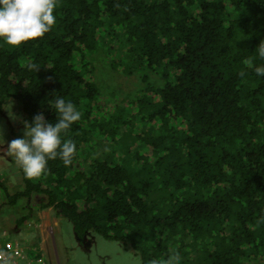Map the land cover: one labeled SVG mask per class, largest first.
<instances>
[{
  "label": "trees",
  "instance_id": "1",
  "mask_svg": "<svg viewBox=\"0 0 264 264\" xmlns=\"http://www.w3.org/2000/svg\"><path fill=\"white\" fill-rule=\"evenodd\" d=\"M55 14L43 37L0 42V112L16 101L15 117L54 123L48 101L62 96L81 112L63 137L77 151L38 178L19 167L4 200L39 194L33 208L54 205L81 247L98 234L142 264L173 252L179 264H262L264 78L245 61L264 64V0H58ZM102 63L139 80L125 102L105 96L121 83Z\"/></svg>",
  "mask_w": 264,
  "mask_h": 264
},
{
  "label": "clouds",
  "instance_id": "2",
  "mask_svg": "<svg viewBox=\"0 0 264 264\" xmlns=\"http://www.w3.org/2000/svg\"><path fill=\"white\" fill-rule=\"evenodd\" d=\"M57 6L58 0H0V42L8 46L18 47L25 42L43 37L57 22L55 14ZM254 53L260 60H264V40L260 41ZM245 64L252 68L258 77L264 78V64H255L253 58L246 60ZM31 67L35 71L39 68L35 64L31 65ZM48 104L56 114V121L54 123L46 120L42 112L35 114L30 121V117H26L20 109V113L18 114L21 120L24 119V122L21 123L24 129L23 135L7 142L9 154L15 158V161L27 178H38L43 175L47 170V164L50 160L59 158L65 166H69L77 151L76 143L71 139H64L63 137L67 133V130L80 120L81 112L74 103L64 99L62 96L54 95V93L51 99H49ZM11 109L12 105L6 110L9 117L14 120L15 115ZM0 139H3L2 135H0ZM35 195L39 197L37 202L33 203ZM24 198H26V201L23 204L22 214L16 220V229L18 230V227L23 225L25 221L36 218V222H38L39 228H41L40 236L43 240L42 232L45 231L44 228L48 226L49 222L43 225L44 221L42 222L40 214L45 212L47 208L57 211L58 209L54 205L41 210L34 209L33 207L41 200L39 194H33L30 198ZM28 201H30V204H28ZM30 208H32L33 215L29 218H23L22 215L27 214ZM18 219L22 220L18 222ZM49 231L53 234L51 229ZM41 242L39 240L38 244ZM37 248L34 257L26 260L23 249L19 247V244L7 240L4 242L3 248L0 249V253L5 254L7 261L10 263L46 264L43 258L44 246L40 244L41 250L39 252ZM179 260V253L173 252L166 259L153 258L147 261L146 264H179Z\"/></svg>",
  "mask_w": 264,
  "mask_h": 264
},
{
  "label": "rangeland",
  "instance_id": "3",
  "mask_svg": "<svg viewBox=\"0 0 264 264\" xmlns=\"http://www.w3.org/2000/svg\"><path fill=\"white\" fill-rule=\"evenodd\" d=\"M101 66L99 68H102V70L98 68V74L101 72L106 75L109 74V76H104L114 79L112 82L110 79H106L113 86L118 81L121 83L119 86L121 89L116 88L114 92L106 93L105 96L116 93L119 95L115 99L116 102H125V91L139 86V80L133 76L126 78L122 73H117L116 70L104 67V63ZM10 105H12L11 111L13 114L15 109H19L16 107V101H9L3 110L4 112H0V135L4 139H0V179L6 185L5 189L0 187V249L4 246L3 240H9L13 243L17 242L19 247L23 249L26 260H30L34 257L38 241L40 240L41 242L42 240L40 236L41 228H39L36 218H31L29 221H25L23 225H20L17 230L15 226L16 220L23 212V204L26 198H20L14 206L9 205L4 200L6 192H12L14 186H16L14 188L16 190L17 187L20 188L22 185L19 166L15 158L7 150V142L23 135L24 129L21 123L24 122V119L21 120L20 115L17 114L14 121L10 122L6 110L10 108ZM95 140H101L104 143V140L98 136ZM114 149L116 150L117 148L105 149L106 154L109 155ZM99 152L98 148L91 155L94 157ZM38 197L35 195L33 203L37 202ZM57 213V210L47 208L45 212L40 214L42 222L45 219H49L48 226L42 232L44 238L40 243L44 246L43 258L46 264H142L136 247H132L130 243L125 245L120 241L107 240L98 234L94 236L91 248L83 249L77 242L73 224L68 219L58 216ZM49 229L52 230L53 234L50 233ZM40 244H38V252L41 250ZM261 263L264 264V262Z\"/></svg>",
  "mask_w": 264,
  "mask_h": 264
},
{
  "label": "built area",
  "instance_id": "4",
  "mask_svg": "<svg viewBox=\"0 0 264 264\" xmlns=\"http://www.w3.org/2000/svg\"><path fill=\"white\" fill-rule=\"evenodd\" d=\"M9 246V245H7ZM0 264H16L15 262L10 263L7 261V257L5 254L0 253Z\"/></svg>",
  "mask_w": 264,
  "mask_h": 264
},
{
  "label": "crops",
  "instance_id": "5",
  "mask_svg": "<svg viewBox=\"0 0 264 264\" xmlns=\"http://www.w3.org/2000/svg\"><path fill=\"white\" fill-rule=\"evenodd\" d=\"M46 222H49V219H47L46 221H44V222H43V225H45V224H46Z\"/></svg>",
  "mask_w": 264,
  "mask_h": 264
}]
</instances>
